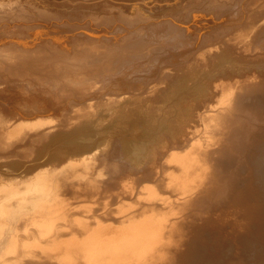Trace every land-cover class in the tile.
<instances>
[{"label":"bare ground","instance_id":"6f19581e","mask_svg":"<svg viewBox=\"0 0 264 264\" xmlns=\"http://www.w3.org/2000/svg\"><path fill=\"white\" fill-rule=\"evenodd\" d=\"M0 264H264V0H0Z\"/></svg>","mask_w":264,"mask_h":264},{"label":"rangeland","instance_id":"374dc122","mask_svg":"<svg viewBox=\"0 0 264 264\" xmlns=\"http://www.w3.org/2000/svg\"><path fill=\"white\" fill-rule=\"evenodd\" d=\"M133 76H134V75H133ZM133 76H132V77H133ZM132 77H130V79L128 78V79H126V80H128V81H130V82L133 80V81L136 82V83H139V81H141V80H139V77H137V76H134L135 79H134V77H133V78H132ZM125 86L127 87V85H125ZM189 88H190V89H189ZM189 88H188V92H189L188 94H187V93H182V92H181L182 95H183V98L181 99V100H182L181 103H185V104L189 103V101L192 99L191 97L194 96V95L192 94L193 89H192L191 87H189ZM114 89H115V88H114ZM127 89H128V90H127ZM140 89H141V91H140ZM116 90H117V91L119 90V93H120L121 96H123V97H127V96H129V95L131 94V92H133V94H136V93H137L138 95H141V96H139V98H143V97L145 96V94H144V95L142 94L143 86H141L140 88H139V87H135V89H133V88H126V89H124V91L121 90V88H116ZM189 90H190L191 92H190ZM112 91H113V90H110L109 92H106V93H104V94L101 95V97H100V102H101L103 105H105V104L107 103V98H110V97L112 96V94H111ZM120 91H121V92H120ZM129 91H131V92H129ZM134 91H135V92H134ZM140 93H141V94H140ZM207 93H208V92H206V94H207ZM107 94H109L110 96L107 95ZM117 94H118V92H117ZM117 94H116V95H117ZM124 94H125V95H124ZM185 94H186V96H185ZM192 95H193V96H192ZM107 96H108V97H107ZM187 96H188V97L190 96V97L188 98ZM101 98H102V99H101ZM104 98H105L106 100H105ZM185 98H186V99H185ZM187 99H188V100H187ZM193 99H195V98L193 97ZM201 100H204V99H201ZM201 100H200V101H201ZM184 101H185V102H184ZM103 102H104V103H103ZM186 102H187V103H186ZM68 110H69V109L66 110L67 113L69 112ZM64 113H65V112H63V114H64ZM106 122H108V124H107ZM106 122H104L105 124L102 123L103 128L99 129L100 131L103 130V129H108V126H109V124H111V122H110L109 120H106ZM104 127H106V128H104ZM88 129H89V128H88ZM99 130H98V131H99ZM62 131H66V129H61V132H62ZM98 131L95 132V135H94L95 137L93 136L94 133L89 137L90 139L92 138V143L96 140V141L94 142V144H92V146H93V145L95 146V145L97 144L95 147L93 146L94 148L92 147V152H94L98 146H100V145H102V144L104 143V139H105V137H106V140L109 139V138L111 137V135L103 136L102 132L100 133V131H99V132H98ZM63 133H64V132H63ZM74 133H75V132H74ZM74 133H68L69 135H68V134H65V136L67 135L66 137H68V136H71V135L73 136V135H74L73 137L75 138L76 136H75ZM77 133H78V132H76V135H77L76 138L78 139L80 136H79V134H77ZM100 135H101V136H100ZM102 136H103V137H102ZM100 137H102V138H100ZM93 138H94V141H93ZM97 138H98L99 140H102V141L99 142V141L97 140ZM71 139H72V138H71ZM77 139H76V141H78ZM80 139H81V137H80ZM87 139H88V138L85 139V137H84V138L81 140L80 143H81L82 145H83V144H87V142H88ZM101 142H102V143H101ZM73 143H74V141H73ZM78 143H79V142H78ZM98 143H99V144H98ZM70 145H72V142H71ZM93 149H94V150H93ZM82 154H83V153H82ZM71 157H75V156H71Z\"/></svg>","mask_w":264,"mask_h":264}]
</instances>
